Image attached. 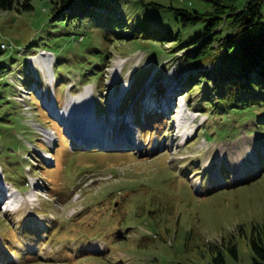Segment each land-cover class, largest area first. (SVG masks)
<instances>
[{
	"label": "rangeland",
	"instance_id": "1",
	"mask_svg": "<svg viewBox=\"0 0 264 264\" xmlns=\"http://www.w3.org/2000/svg\"><path fill=\"white\" fill-rule=\"evenodd\" d=\"M95 1L152 33L127 39L105 19L52 26L49 0L0 8V184L18 206L9 209L2 193L0 264H213L211 246L228 239L238 257L226 251V264H253L251 227L264 222V121H256L264 105L238 113L202 104L199 87L212 85L190 77L213 63L198 67L171 49L202 35L211 17L191 23L177 9L213 4ZM86 90L114 145L80 143L49 106L70 109ZM85 172L102 177L76 199L71 190ZM93 240L108 250H91Z\"/></svg>",
	"mask_w": 264,
	"mask_h": 264
},
{
	"label": "trees",
	"instance_id": "2",
	"mask_svg": "<svg viewBox=\"0 0 264 264\" xmlns=\"http://www.w3.org/2000/svg\"><path fill=\"white\" fill-rule=\"evenodd\" d=\"M207 1L213 4L211 11L177 9V13L182 14L186 20L191 19V23L211 16L202 35L190 43L181 42L171 46L176 52L185 50L182 54L185 61L193 62L198 67L213 63L210 70H199L197 74H191L190 84L203 79L210 83L212 89L208 87L203 90L199 87L204 91L202 104L213 109L217 107L220 112L233 108L235 112L243 113L241 107L264 105V0H249L242 8L232 3L235 0ZM48 3L45 22L52 26H63L65 22L105 19L110 24L117 22L123 31L128 30L127 34H120L127 39L144 37L142 34L145 30H140L141 26L123 19L122 13H118L112 6L99 4L95 0H49ZM0 8L21 11L31 10L34 5L32 0H0ZM225 30L227 33L223 34ZM145 32L152 33L147 29ZM152 37L173 41V37L165 38V34L154 33ZM216 42L217 47L214 46ZM213 95L217 102L209 104ZM263 117L259 116L256 121L263 122ZM260 169L263 171V163ZM117 237L123 238L122 233ZM249 242L253 251V264H264V222L252 224ZM210 249L213 264H226V251L238 257L237 245L229 239L224 247L212 245Z\"/></svg>",
	"mask_w": 264,
	"mask_h": 264
},
{
	"label": "bare ground",
	"instance_id": "3",
	"mask_svg": "<svg viewBox=\"0 0 264 264\" xmlns=\"http://www.w3.org/2000/svg\"><path fill=\"white\" fill-rule=\"evenodd\" d=\"M127 87H128V85H125L123 93L125 92ZM86 89H89V88H86ZM90 90H91V88H90ZM90 95H91V92L89 90H86L85 95L80 96L78 99H76V101L72 103L70 109H61L60 107L56 106V103H54L55 101H51L49 103V106L55 114H57L58 116H60L63 119L64 122H66L67 124H70V125L73 124L75 126V132H73V134L75 135V138L80 143H83V144L89 143V141H92L93 139H97L96 141H93V142H100L105 146H108L111 144L114 145L115 143H111L112 141L109 140L108 136H106V134L104 133L105 132V125L99 124L97 122L98 121L97 118H96L97 121H95L93 119L95 113H94V109L92 107L93 105L91 106L92 101H90ZM91 100H92V97H91ZM117 100H118V98H117ZM114 102H115V100H114ZM73 106H74V108H73ZM114 106H117V104H115ZM92 110H93V112H92ZM93 113H94V115H93ZM75 119H76V121H75ZM93 126H94V129L92 130ZM48 132L50 133V134H48V135H50L49 138L52 137L51 132L49 130H48ZM128 133L131 134V131H128ZM99 137H100V139H98ZM129 140H130V138L127 139V141H129ZM94 176H95V179L93 181H89V179H87V180H85V179L82 180L81 178L78 179L77 186L74 190L76 199H78L82 196V194L77 192V191H82L88 185L87 188L85 189V192H87L88 190H90L92 188V186L94 184L96 186L97 185L96 181L100 180L102 177L99 175H94ZM111 176L114 177L113 174ZM6 197H7V195H6ZM21 200L27 204L28 208H31V210L33 209V207L31 206V202L34 199L26 197V198H24V200L23 199H21ZM15 201H17L16 197H13L12 199H9V197H7V205L9 203V206H10L11 205L10 203H13L11 208L8 207L9 209H12V210L18 209V206L15 205ZM38 223H39V225L42 224V222L40 220H38ZM97 245L99 247L104 246L103 243H98Z\"/></svg>",
	"mask_w": 264,
	"mask_h": 264
},
{
	"label": "built area",
	"instance_id": "4",
	"mask_svg": "<svg viewBox=\"0 0 264 264\" xmlns=\"http://www.w3.org/2000/svg\"><path fill=\"white\" fill-rule=\"evenodd\" d=\"M2 46L4 47L5 45L2 44ZM95 179L94 174H89V181H93Z\"/></svg>",
	"mask_w": 264,
	"mask_h": 264
}]
</instances>
